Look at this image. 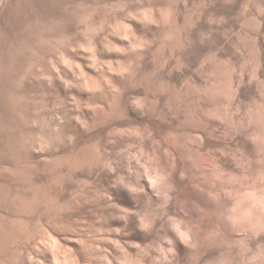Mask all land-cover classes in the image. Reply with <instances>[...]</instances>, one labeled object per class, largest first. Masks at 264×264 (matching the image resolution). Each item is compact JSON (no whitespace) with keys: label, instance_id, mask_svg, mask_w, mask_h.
I'll return each mask as SVG.
<instances>
[{"label":"bare ground","instance_id":"1","mask_svg":"<svg viewBox=\"0 0 264 264\" xmlns=\"http://www.w3.org/2000/svg\"><path fill=\"white\" fill-rule=\"evenodd\" d=\"M21 1L24 0H0V28L9 27L8 24L10 22L12 23L14 19L13 17H15V14L18 13V11L20 10L19 4L22 3ZM75 2L76 3L73 6H71L70 4L72 3H70L68 4L69 7H67L66 5L67 9L65 7L66 11L69 10L70 7H72L73 10L76 11L77 13V14L74 13V16L75 15L77 16L76 19L77 23L75 24L72 22L75 25V27L73 28L72 26L74 25L70 23L72 25V26L70 25L71 26L70 28H73V30L75 29L74 32L73 30H70L69 26L67 27L64 26L63 29L62 27H60L62 29L61 31H58L60 32V34L56 33V31L54 30L52 32V29L53 27L55 28V26H53L54 24L52 23V21L49 23L51 18L48 19L49 21L47 20L48 21L47 22L45 21L47 18H45V20H41V17L44 18L42 15L40 17V20L38 21L39 23H41L42 29H40V25L39 26L36 25L39 28L37 27L35 28L38 30L40 29L41 30L39 31L40 33L37 32L38 30H35L33 27L34 30H32V32H30L31 30L29 31L30 35L27 34L29 33L28 32L29 29L27 30L26 33L27 38L24 35L25 33L22 31L24 33L23 36H25L24 38L27 39V40L25 39L26 41H23L25 43L16 40L14 41L13 38H15L16 37L15 36L13 38H9L11 39V41L8 39L9 43L8 41L5 43L3 41L4 43L3 46H0V74L3 73L6 74L7 78L10 80L9 82H13V84H15V82L16 84L19 83L18 85L23 84L25 86L26 92L30 90L29 92H31L32 94L35 92L45 96V97L42 96V98H40V100L42 99L41 100L42 103L45 102L44 100H50L47 99V97L48 98L51 97V100L53 98L55 101L56 94L58 96L59 91L60 94L61 92L62 94L64 93L65 95L69 96L68 97L69 101L66 100V102L67 101L69 102L67 105L73 111L71 113L72 115L69 113L70 116H68L67 113L61 114V112L60 114L59 113L55 114L56 115L55 116L56 118L54 117L56 119V120L54 119L55 123L54 125L52 124L53 127L51 125L50 127L48 123L50 124L51 122H47L49 121L47 119H46L47 121L46 120L44 121V117L42 116L43 118H41L40 117L41 115L39 116V114L41 113L39 114L37 113V110L40 107H42L43 104L42 103L38 104L36 102L39 107L36 105L37 106L36 108L38 109L35 110L36 108H34L35 107L34 96H36V99L39 100L40 95L39 97H37L38 94L37 95L33 94V96L31 94L29 95L32 96L34 100V103L31 102V104H33L32 106L34 107H31L29 106L30 104H28L30 103V100L27 103L26 100L24 99L25 97L23 98L25 100V103H22L23 99L21 93H24L25 91L23 90V88H22L23 92L21 93L19 90L18 93L12 89L10 92V89L9 90L7 89L6 93L8 94L7 100L9 104H5V103L3 104H5L4 106L10 108L9 111L13 115L15 114L14 116H17V118H19V120L17 121V118L15 117L17 122L16 124H14L13 122L15 121H13L12 122L13 124L11 126L9 125L10 126L9 129H11V131L9 130L10 134L7 140L8 142L7 144L9 146V150L12 151V155L14 157L13 159H15L13 160V162L20 163V161H22L25 164H28L33 159L49 160V158L54 159V157L55 159L58 157L59 158L61 157V159L65 157L67 158V160L69 159L68 165L71 166V167L69 166L70 168L68 167L67 170L71 169L72 167L74 169L78 166L82 168L84 166L86 168L88 167V170L96 168L97 170L95 171H97V175H96L97 178L96 180H94L91 179L89 176H86L85 174H84L85 177L83 176L80 177L81 175L79 173L78 174L80 176L79 175L76 176V174H74V176H76L74 178H77L79 183L77 187L78 190L72 194L70 193L66 194L64 191H66L67 189L65 188L64 191L61 190L60 192L49 191L50 189L49 190L47 189L49 192L46 191V193L43 192L42 194L36 193L32 195L30 194L26 195L21 192L22 189L20 188L21 189L20 193H22L20 195L15 193L17 196L14 195L13 197L8 196L9 198L8 197L6 198V196L4 195L6 199L2 201H6V203L0 202L1 204H3L0 205V214H1L0 216L4 217V218L2 217V220L0 221V229H1L0 264H105V262L103 261L104 258L107 260L106 264H138L139 262H140L139 264H230L229 257L233 254V252L240 254V258L239 261H237L238 262L237 264H264V231L256 233L251 230H244L233 225L228 220V216H229L228 208L232 203V200L229 198L228 194L230 192H236L238 190H241L244 187L243 186L244 184L241 185L242 183L240 184L237 181H233V180L231 181L228 178V176L232 175L231 176L232 178L233 175L237 176L236 177L237 179L235 180H239L240 177L238 176H241V174L239 173V171L237 172V170L234 171L233 168H232L233 171L232 170L227 171V169H225V166L221 162L222 160H220L221 157L223 156L221 155V157H219L220 155H218L217 152L214 151V147H211L212 145H209L207 143L206 141L207 138L206 139L203 138L204 135L202 136L201 134L197 133L199 139L194 140L196 142L198 141L197 144H191L192 142H194L192 141L191 143H189V145L186 143L188 146L183 144L185 145V147L184 146L182 147L179 146V144H177L176 142V140L178 141L179 137L173 131H172L173 135L170 134L171 132L166 131V134L168 132L166 136L163 135L162 138L161 136L163 133H161L159 136L164 140V142L163 140L161 141V139L159 138L160 140H156L159 141L157 142L158 144L152 143L155 145L152 144L149 145L150 143H146L145 145L144 142H146L147 137H145L146 140L144 142L139 139L145 145L144 146L143 144H141V142L137 140L136 138L137 133L136 136H135V132H133L134 135L131 133L133 131V128L131 126H128V128L130 127L132 128V130L128 129L129 130L128 131L126 127L125 129L127 131L124 129H122L124 130V132L119 131L118 127L120 125L117 126L114 123L116 122V120L124 118L125 117L124 111L127 114V112H129L130 109L127 110L126 106L124 108L125 104L124 105L122 104L123 105L122 108V105L119 102L121 105L120 107V105H118V101L122 100L123 99L122 97L125 96L123 95V93L126 90L128 91L129 88L133 86L132 84L133 81L131 83L132 85L127 86L128 84H126L125 81L126 75L124 74L121 68L120 69L112 68L111 65L113 63V60L111 58H110L112 60L110 65L111 67H103V65L101 66V64H99V54L102 51L99 53L98 48L101 46L99 45V43L96 44L93 42L94 39L90 38L91 37L90 34L87 35V36L90 35L88 37L89 39L86 36L87 27L89 25V24L87 25L86 23V18L87 19L90 18L89 15L87 14H91V13H88L85 10L86 8L85 0H77ZM16 8L17 10L18 9L19 10L17 11ZM21 10L23 11L24 9ZM47 11H49V9ZM56 13H59V11L58 12L56 11ZM93 13L94 11L92 12V14ZM52 17L54 16L52 15ZM38 18L39 17H37L36 19ZM60 18H62V14ZM36 19L33 20L36 21ZM35 23H33V25H35ZM58 23L55 25H60ZM93 24L94 23H92V25ZM103 24L105 25V23ZM28 25H30V23H28ZM28 25L26 29L29 28ZM33 25H30L31 27L30 29H32ZM65 25H69V22L67 21V24L65 22ZM130 26L128 27L130 28ZM137 27L139 28V26ZM131 28L133 29L132 26ZM16 29L17 28H15V30ZM48 31H51L52 33L51 32L49 33ZM14 35H16V33ZM73 35L75 36L73 37V39L78 40L77 41L78 43L75 42L77 46L73 45L70 42L71 40L69 41V39H71L70 37H72ZM10 36L11 35H9V37ZM126 39L124 40V42L126 41L127 44H129L128 46L130 47L131 43L129 42V40ZM100 41H102V39ZM15 42L16 43L19 42V45H15L14 44ZM27 42H30V44ZM26 43L30 45L31 51L34 54L33 56H31L30 59L31 64L33 62L36 63L35 65L37 66L35 69L33 68L32 70H30V68L28 67L27 68L22 67L23 63L18 62L20 55L19 56L17 55L18 60L17 61L15 60L17 59L15 57L16 50L18 51L19 49L18 54H20L21 51L20 48L22 49V47L24 46L23 44ZM84 43L91 48L90 51L93 52L91 54L92 55L94 54V59L91 57L92 62L90 61L91 63L88 65L87 63L89 62H87L86 60L88 59L89 61L88 58L89 56L85 55L83 52V49L86 47ZM178 44L180 45V43ZM118 45L120 46V44ZM123 45L124 46L122 47L115 46L116 51H114L115 53L113 52L114 53L113 55H115V57L118 58L115 59L114 57V59L118 61V63L119 61L120 62L123 61L122 58L119 57L121 55L124 56L127 54L126 50L128 47L126 48L125 43H123ZM135 45L136 42L133 46ZM56 46L57 47L59 46L60 48L58 49H61L59 51L60 54H57V56L59 55L58 58L55 57V54L53 55V53H51L52 52L51 50L53 49L52 47H56ZM103 46H107V45L103 44L102 47L99 49H102L104 51L105 47L103 48ZM26 47L27 45L25 46V48ZM77 49H80V51H82L83 54L80 55L78 53L79 50ZM87 50L84 51L86 52ZM25 51L26 50L23 51V54ZM82 55L88 56L86 57V60H84L85 63L82 60L80 61V57H83ZM75 56L79 58L78 59L79 61L76 60L77 58H75V60L73 59ZM111 60L108 61L105 60V61L107 63ZM28 63L30 62L28 61ZM15 64L16 66L18 64V66L16 67ZM14 66L16 68H14ZM57 86H58V90H57ZM9 87L11 86L9 85ZM56 90L58 91V93L56 92ZM1 91L3 92V94H5L4 90ZM45 103L44 105H48ZM58 103H60V101ZM24 104H26L27 106ZM40 104H42V106ZM55 105H57V102H54L53 107H55ZM0 106H3L2 103ZM3 108L5 109V107ZM45 108H47V106ZM130 108H132V106ZM32 109H34L36 112ZM123 109H126L127 111ZM1 110L3 109H0V112ZM41 110H43V107L40 109V111ZM5 111L7 112V110ZM43 113L45 114V112ZM2 116H5V114H3ZM127 116L128 114L126 115V117ZM7 117H10V115ZM51 120L53 121V119ZM192 120H190V122ZM5 122L6 121L4 120L3 123ZM120 122L121 124L123 123L122 121ZM46 123L49 127L46 126ZM117 123L119 122L117 121ZM126 123L125 126L128 125ZM128 123L129 125H131L130 122ZM134 126L137 127V125ZM196 126L198 125L196 124ZM47 127L49 128V130L45 129ZM208 127H207V131H208ZM214 129H217L216 126L214 127ZM93 130H95L94 131L95 133L97 132L100 133L101 140H103L102 139L103 136V138H105V141L104 143L100 144V142H102L101 140L100 142L98 141L99 142L98 143L95 142L96 139H94V142L92 143V147H90L91 145L89 144V142H92L91 139H93L92 137L95 134H93V136L91 135L92 137H90L89 135L94 133L91 132ZM211 130L212 128L210 129V131ZM140 133L141 132H139V134ZM149 134L151 135L150 132ZM221 134H226V133H221ZM150 135H146V136L153 138L152 136L154 135L151 136ZM193 135H196V133ZM211 135H214V133ZM88 136L91 139L88 138L89 141L87 142L86 138ZM96 136L97 135H95V137ZM99 138H97V140H99ZM151 138L149 139V141L151 140ZM226 138L228 139V137ZM153 140L155 141V139H152L151 141ZM84 141H86L90 145V146L88 145L89 146L88 148L90 149L88 150L86 149L87 147V146L85 147L86 143L85 145H83ZM149 141L147 140V142ZM187 141H191V140H187ZM178 142H180V140ZM182 143H180V145ZM122 148L126 149L124 153L128 155L127 163H125L127 161L126 159H125L126 161L122 159L125 162H121V160L119 161L117 160L118 157L117 154L120 151H122ZM222 149L224 154L225 153L224 148ZM222 149L220 148V150ZM215 150L217 151V149ZM249 152H253V151H249ZM259 154L260 153H258V155ZM144 155L146 159H149L151 161L150 166L148 167L146 165V167H148L147 169L145 168L146 170H142V168L140 170H137L139 168L136 169L137 167L136 164L138 161L140 162L141 157L142 156L144 157ZM225 155L231 156V154L229 153L228 154L226 153ZM250 155L253 156L252 154ZM230 156H226V157H230ZM238 156H236V160ZM125 157L127 158V156ZM249 158L251 159V157ZM253 158L255 159L254 156ZM3 159H0V161ZM67 162H65V164ZM34 163H37V161ZM23 164L22 166L25 165ZM257 164L259 166L260 162ZM34 165L31 166H33L34 168L35 167ZM262 165L263 164H261V166ZM16 166H14V168ZM53 166L55 165L53 164ZM71 170L70 172H72ZM247 170L248 169H246V171ZM15 171L17 172V170ZM225 173L227 174L226 175L227 177L224 176ZM60 174H62L61 171ZM247 174L249 175L251 173H247ZM242 175H245V173H242ZM32 177L34 178V176ZM250 182H254V181H250ZM43 183L44 182H42V184ZM46 185L44 184L43 186ZM260 185L261 187H264V182L261 183ZM31 188L36 190V187L35 188L31 187ZM42 188L43 187H41V189ZM165 193L166 195H164ZM6 194H9V192ZM141 212H144V214H142ZM35 225L37 226L35 227ZM37 227L38 229H41L39 232L41 234L39 238L40 241L39 245L43 244V246L36 245L38 243L37 242L35 244L36 246L33 248V250H35L36 252V254L34 255L31 251V248L29 249V246L28 247L24 246V241H28L29 239L32 238L33 235H35V231H36L35 229ZM72 252L76 253V257L74 258L75 261L73 260L72 262H70L71 261L70 254H72ZM137 260H139V262H137Z\"/></svg>","mask_w":264,"mask_h":264},{"label":"rangeland","instance_id":"2","mask_svg":"<svg viewBox=\"0 0 264 264\" xmlns=\"http://www.w3.org/2000/svg\"><path fill=\"white\" fill-rule=\"evenodd\" d=\"M75 1H77V0H69V1L68 0H39V2H38V0L21 1L22 2V3L20 2L21 4H24V3L25 4L24 5L19 4L20 8L19 7H17V8H19L20 10L24 9L23 11H25V10L26 11L23 12L21 10L22 11L21 12L19 9H18L19 10L18 11L16 8L18 13H16V14L14 13L15 17H13V18L15 20L13 19L12 23L10 22L8 24L9 27L6 26L9 29L3 28V27L0 28V37H1L0 41L3 38V40L1 41L2 43L0 42V44H1L0 46H3V44L5 42H7L9 38H13L15 36L16 37L13 38L14 41L15 40L20 41V42L26 41L27 40L26 39L27 34L30 35V32H32V30H34L37 27L36 25H38V26L40 25V29H42L41 23L38 22L42 15L44 18L41 17V20H45V18H47L45 20V21H47L48 19L51 18L50 21L49 20L48 21H49V23L52 21V23L54 24L53 26H55V28L53 27L52 32L54 30V31H56V33L60 34V32H58V31H61L64 26L65 27L69 26V28H70L72 26L71 24L77 23L76 22L77 16L76 15H75L76 17L74 16V13H76V11H74L72 7L69 8V10H71V11L67 10L68 12L66 11V9H67V7H69L68 4L72 3L70 5L73 6L76 3ZM53 2H55V3H53ZM85 2H86V4H85L86 5L85 6L86 12L92 14V12L94 11L92 16H91V14H87V15H89V17L92 20L90 18H88V19L86 18V23H87V25L89 24L88 25L89 28L87 27L86 36L88 34H90L91 35L90 38L94 39L93 42L96 44L99 43V45L101 47L103 44L107 45V46H103V48L105 47L104 51L102 49H99L101 47L98 48L99 53L102 51L100 53L101 55L99 54V64H101V66L103 65V67H111L112 66V68H114V69L115 68L116 69L121 68L123 70L124 74L126 75L125 81H126V84H128L127 86H130L132 84H133V86H135V87H133V86L131 87L133 90L131 88H129V90L131 92L129 90L128 91L126 90L123 93V95H125L126 97L123 96L122 97L123 99L120 98L122 100L119 99L120 101H118V105H120V103H121V105L125 104L124 108L126 106L127 110L130 109L129 112H127V114H128L127 117H126L127 114L124 111L125 117L116 120V122L114 123L117 126L120 125L119 126L120 128L118 127L119 131L124 132V130H126L125 129L126 127H127V130L128 129L132 130V128H133V131L131 133L134 135L133 132H135V136L137 133L136 138L139 142H141V141L144 142L146 139L149 141V139L151 137L146 136V135H150L149 132L151 133V135H154V136H152L153 138H151V140L155 139V141H156V140L161 139V141H162L163 135L166 136L168 134V132H171L170 134H172V131H173L179 137L178 141L180 140V142H178L176 140L177 144H179V146H182V147L183 146L185 147V145L188 146L189 143H191L192 141L199 139V137L197 136V133H199L202 136L203 135L205 136V137L203 136L204 139L207 138L206 139L207 143L209 145H212L211 147H214V151L217 152L218 155H220L219 157H221V155L223 156V157H221V159L220 158L219 159L222 160L221 162L225 166V169H227V171H231L232 168L234 169V171H236V170H237V172L239 171V173L241 174V176H238V177H240L239 180H235V179H237L236 178L237 176L233 175V178H232L231 177L232 175H230V176H228V178L231 181L232 180L237 181L240 184L242 183L241 185L244 184L243 186H246V184L248 185V184L252 183L250 181L256 180L255 182L258 181L257 185L261 186L260 184L263 182H261V181L259 182L258 178L264 174V170H263L264 169V0H85ZM61 3H62V5H61ZM47 4H49V5H47ZM93 4H94V6H93ZM66 5H67V7H66ZM65 7H66V9H65ZM31 9H32V11H31ZM48 9H49V11H47ZM56 11L57 12L59 11V13H56ZM71 12L73 13V15ZM66 13L67 14L69 13V14L67 15ZM37 14H38V16H37ZM61 14H62V18H60ZM153 14H154V16H153ZM52 15L54 17H52ZM144 15L147 17H145ZM151 15H152V17H151ZM46 16H48V17H46ZM37 17H39V18L36 19ZM58 17H59V20H58ZM19 18L20 19L22 18V19L20 20ZM26 18L29 20V22ZM30 18H31V20H30ZM73 18L75 19V21ZM102 18L104 21L102 20ZM133 18H135V19H133ZM136 18H138V19H136ZM149 18H150V20H149ZM33 19L34 20L36 19L37 22L34 21ZM54 19L57 23L59 22L58 24H60L61 26L55 25L57 23L54 21ZM22 20H24V21H22ZM98 20H100V21H98ZM30 21H32V22L34 21L33 23L36 22L37 24L35 23V25H33V23ZM61 21H62V23H61ZM67 21L69 22V25H65V22L67 24ZM91 21H93V22H91ZM105 21H107V22H105ZM150 21H152V22H150ZM153 22H155V23H153ZM25 23L27 25H28V23H30V25H33L32 29H30L31 28L30 25H28L29 28L26 29L27 25ZM92 23H94V24L92 25ZM103 23H105V25ZM130 25L133 27V29L131 28ZM136 25L139 26V28ZM19 26L20 27L23 26V27L20 28ZM128 26H130V28ZM33 27H34V29H33ZM60 27H62V29ZM72 27L74 28L75 25ZM91 27H93V28H91ZM98 27H100V28H98ZM15 28H17V29L15 30ZM37 28H39V27H37ZM57 28H58V30H57ZM59 28H60V30H59ZM73 28H70V30H73ZM94 28H96V29H94ZM40 29L39 30L35 29V30H38L37 32H39V31H41ZM25 30H26V32H25ZM27 30H28V32L30 30L31 31L29 33H27ZM130 30H132V31H130ZM6 31L8 34L6 33ZM18 31L19 32L21 31V32L19 33ZM74 31H75V29L73 30V32ZM129 31L133 32V33H130ZM48 32L50 33L51 31H48ZM127 32H129L130 34ZM15 33H16V35H14ZM23 34L26 36V38H24L25 36H23ZM9 35H11V36L9 37ZM5 36H8V37H5ZM89 36H87V38ZM94 36H97V37H94ZM73 37H75V36L73 35L72 37H70L71 39H69V41L71 40L70 42L73 45L77 46L75 44V42L78 43L77 42L78 40L73 39ZM126 37H127V39H126ZM95 38H97V39H95ZM124 38L126 40H129V42L131 43L130 47L128 46L129 44H127L126 41L124 42V40H125ZM5 39H7V40H5ZM101 39L103 42L100 41ZM9 40L11 41V39H9ZM3 41H4V43H3ZM14 41H12V42H14ZM101 42H102V44H101ZM122 42L125 43L126 48L128 47L126 50L127 51L126 53L128 54V56L126 53H125L126 55H124V56L121 55L124 58L121 56L119 58H122L123 61L121 60L122 62L119 61V63H118V61L115 60L117 57H115V55H113V54L115 53L114 51H116L115 46H117L118 44H120V46L118 45L119 47L124 46ZM135 42H136V45L133 46L135 44ZM177 42L180 43V45ZM8 43H9V41H8ZM23 43H25V42H23ZM27 43L30 44V42H27ZM27 43L23 44L24 45L23 46L24 48L22 47L23 50L20 48L22 53L20 51V54H18L19 49H18V51L16 50L15 57L17 58L20 55L18 62L23 63V66H22V64H21V66L25 67V68L28 67V68H30V70H32L33 68L35 69L37 66L35 65L36 63L32 62V64H34V65L31 64L30 59H31V56H33L34 54L31 51L30 45ZM14 44L19 45V42L18 43L15 42ZM21 45H22V43H21ZM26 45H27V47H26L27 49L25 48ZM28 45H29V47H28ZM85 46L88 48V50ZM85 46H84L85 47L84 49L82 48L83 52L85 55H88L89 57L82 55L85 59L83 57H80V61L82 60L84 62V60H86V57H88L89 61H88V59L86 60L87 62H89V63L86 62L88 65L92 62V58L94 59V54L93 55L91 54L93 52L90 51L91 50L90 47H88L86 44H85ZM138 46H140V47H138ZM56 47H52L53 49L51 50L52 51L51 53H53V55L55 54V57L58 58L59 55L57 56V54H60L59 51L61 49H58V48H60L59 46L57 48ZM130 49H132L133 51ZM24 50H26V51L23 54ZM77 50H79L78 53L80 55L83 54L82 51H80V49H77ZM84 50H87V51L85 52ZM104 52H105V54H104ZM130 52H132L134 55ZM90 55H92V56H90ZM38 56H39V54H38ZM101 57H102V59H101ZM114 57H115V59H114ZM75 58H77L76 60L79 61L78 57L75 56L73 59L75 60ZM110 58L113 60V63H114V64L112 63V65H111L112 60ZM15 60L17 61L18 58ZM105 60L106 61L111 60V61L106 63ZM22 61H24V62H22ZM28 61L30 63H28ZM124 63H125V65H124ZM18 64H17V66H18ZM37 64H38V62H37ZM116 65H117V67H116ZM15 66H16V64H15ZM15 66H14V68L17 67V66L15 67ZM137 80H139V81H137ZM9 81L10 80L7 78L6 74H4V73L0 74V105H1V103L3 105V106H0L1 107L0 109L4 110V111L1 110L2 113L0 112L1 113L0 114V119H1L0 120L1 121L0 122V126H1L0 129L2 130V131L0 130V132H1L0 143L2 144V145L0 144V149H1L0 150V159H3V157H4V159L0 161V197H1L0 202L6 203V201H2V200H5L8 196L13 197V195L17 196L16 194L20 195L22 193L26 194V195H29V194L32 195V194H36V193L37 194H42L43 192L46 193V191L47 192H49V191H54V192L59 191L60 192L61 190L64 191L65 188L67 189L66 191H64L66 194L75 193V191L78 190L77 187H78L79 182H78V179L74 178V177H76L79 174L81 175V176L79 175L80 177H82V176L85 177V175H86V176H89L91 179L96 180V178H97L96 177L97 171H95V170H97L96 168L88 170V167L86 168L84 166L82 168V167L78 166V167L74 168L77 171H75L73 169V167L71 168L72 170L71 169L67 170V168L70 165H68L69 159L67 160V158H65V157L62 159H61V157L60 158L58 157L59 159L56 158L57 161H56L55 157H54V159L49 158V160H51V161H49L48 159L47 160L33 159L32 160L33 162L31 161L28 164H25L22 161H20V163L22 162L21 164L19 162H17L18 164L16 162H13V160H15V159H13L14 157L12 155V151L9 150L7 140L9 138V134H10L9 132L11 131V129H9V128L13 123L14 124L17 123L16 122L17 116H14L15 114L13 115L9 111L10 108H8L7 106H4L5 104H9L8 100H7L8 94L6 93V90L10 89V92H11V89L14 90L15 92H18V90H19L21 93V92H23V90H25V86L23 84L18 85L19 84L18 82H17L18 84H16V82H15V84H13V82H9ZM95 81H97V80H95ZM132 81H133V83H132ZM9 85L11 87H9ZM21 86H24V87H21ZM22 88H23V90H22ZM1 90H4V93L6 95L3 94V92ZM57 90H58V86H57ZM57 90H56V92L58 93ZM29 91H27L29 94L26 92V90L24 91L25 95H24V93H21L22 99L25 97L24 99L26 100L27 103L30 100V103H28V104H30L29 106H31V107H34V106H32L33 104H31V102L34 103V100H35V107L34 108H36L39 103H42V101H41L42 99L40 100V98H42L43 95L34 92L33 93L34 95L38 94L37 97H39V95H40V97H39L40 101L36 99V96H34V100H33V97H32L33 94ZM2 94H3V97H2ZM30 94L32 96H29ZM63 94H62V92L60 94V91H59L58 96L56 94V100L55 101L53 98H52V100H53L52 101L51 97L48 98L46 96L47 99H50V100H44L45 102L46 101L47 102L46 103L43 102L42 103L43 106H42V104H40L43 107V110L40 111V109L42 107H40L39 109L38 108L35 109V110L38 109L37 113L38 114L41 113V114H39V116L41 115L40 116L41 118L44 117V121L47 119V120H49V121L46 120L47 122H51L50 124L48 123L49 126L51 125L53 127V125L55 123L54 121L56 120L55 114H58V113L60 114V112H61V114L67 113V115L70 116V114L73 112L72 109H70L67 105L69 103L68 102L69 96H67L65 94L63 95ZM43 97H45V96H43ZM4 98H6V99H4ZM27 98H29V99H27ZM24 99H23L22 103H25ZM66 100H68V101L66 102ZM59 101H60V103H58ZM54 102H57V105H55L56 108L53 107ZM3 103H5V104H3ZM44 103L48 104V105H44ZM26 104H24V105H26ZM121 105H120V107H121ZM123 105H122V108H123ZM130 105L134 109L130 108L131 107ZM44 106L45 107L47 106V108H45ZM3 107H5V109ZM126 109H123V110H126ZM5 110H7V112ZM32 110H34V109H32ZM52 111H54V112H52ZM43 112H45V114ZM3 114H5V116H2ZM193 114L195 117L193 116ZM9 115H10V117H7ZM129 115H130V117H129ZM1 116H2V118H1ZM12 116L14 119L12 118ZM45 116H46V118H45ZM192 117H193V120H192ZM8 118H10L11 120ZM125 118H126V120H125ZM143 118L145 121L143 120ZM194 118H196V119H194ZM51 119H53V121ZM4 120L6 121L5 123H3ZM18 120H19V118H17V121ZM190 120H192V121L190 122ZM195 120H197V121H195ZM13 121H15V122H13ZM117 121L119 123H117ZM120 121H122L123 123L121 124ZM128 122H130L131 125H129ZM194 122H195V124H194ZM125 123L128 125L125 126ZM1 124H3L4 126ZM196 124L198 126H196ZM48 125L46 123V126H48ZM134 125H137V127ZM128 126H131L132 128H130V127L128 128ZM199 126H200V128H199ZM215 126L218 130L214 129ZM48 127L45 129L49 130ZM122 127H124V128H122ZM207 127H208V131H207ZM7 128H8V130H7ZM211 128H212V130L214 129L213 130L214 132L211 130L212 133L210 131ZM122 129H124V130H122ZM5 131H6V133H5ZM94 131L95 130H93L91 132H94ZM138 131L141 133L139 134ZM166 131H168L167 134H166ZM218 132H219V134H218ZM97 133L94 132V133L90 134L89 136L92 137L93 134H95L97 136L99 135L98 137L97 136L95 137V135H94L92 137L93 139H91L89 136L86 138L87 142L89 141L88 138H90L92 140V142H89V144L91 146L86 141H84L83 145H85V143H86L85 147L87 146L86 147L87 150L90 149V148H88L89 146L92 147V143L94 142V139H96L95 142H98V141L100 142L101 135H100V133H98V134ZM161 133H163L161 136L162 138L159 137ZM195 133H196V135H193ZM213 133L215 136H217V135L218 136L215 137L214 135H211ZM221 133H226V134H221ZM142 135L143 136L145 135L144 138ZM155 135H157L158 137ZM174 136H173V138H174ZM6 137H7V139H6ZM145 137H147V138L145 139ZM222 137L223 138L225 137V138L223 139ZM226 137H228V139ZM2 138H4V139H2ZM97 138H99V140H97ZM102 139L103 140H101L102 142H100V144L104 143V141H105V138H103V136H102ZM147 140H146V142H144L145 145H146V143H150L149 145H151L152 143L158 144L157 142H159V141L155 142L154 140L153 141L150 140L151 142L150 141L147 142ZM183 140H184V142H183ZM187 140H191V141H187ZM213 140H214V142H213ZM257 141H258V143H257ZM163 142H164V140H163ZM197 142L194 141L191 144H197ZM180 143H182V144L180 145ZM210 143H213V144H210ZM141 144H143V143L141 142ZM155 144H152V145H155ZM183 144H185V145H183ZM220 148L221 149L224 148V152H225L224 154H223V149L220 150ZM215 149H217V151ZM252 149H254L255 151ZM256 149H257V151H256ZM218 150H219V152H218ZM8 151L10 152V154ZM124 151H126V149L122 148V151H120L117 154V156H118L117 160L118 161L121 160V162H125L127 160L125 162V163H127L128 162V155H126V153H124ZM205 151H207V150H205ZM221 151H222V154H221ZM249 151H253V152H249ZM226 153L231 154V156L225 155ZM258 153H260L261 155L260 154L258 155ZM250 154H252L255 157V159ZM124 155L127 156V158ZM238 155H240V156H238ZM226 156H230V157H226ZM236 156H238L237 160L239 162L236 160ZM11 157H12V159H11ZM144 157H145V155H144ZM144 157L143 156L141 157V160H142V162L140 160L141 165H140L139 161L137 162L136 169L139 168L137 170H140L141 168H142V170H146L150 166L151 161L149 159H146V157L145 158ZM247 157L248 158L251 157V159L249 158L251 160V162ZM259 157H260V159H259ZM122 159L123 160L126 159V160L123 161ZM159 159H161V158H159ZM147 160H149V161H147ZM36 161H37V163H34ZM244 161H245V163H244ZM65 162H67V163L65 164ZM259 162H260V164L258 166L257 163H259ZM12 163H15L17 166L15 164H12ZM58 163H60V164H58ZM22 164L24 166H22ZM30 164L31 165L35 164L34 166L36 168L38 166V168L37 169L35 167L33 168V166H31ZM53 164L55 166H53ZM122 164H124V163H122ZM240 164L244 165V166H241ZM261 164H263V165L261 166ZM11 165H13V166H11ZM18 165H21V166H18ZM146 165L148 167H146ZM14 166H16L15 168H17V169H15ZM254 166H256V167H254ZM39 167H40V170H39ZM56 167H58L59 169ZM227 167L229 168V170ZM14 169L17 170V172ZM30 169H33V170H30ZM246 169H248V170L246 171ZM249 169L251 170V172ZM59 170L61 171L62 174L63 173L64 174L63 175L60 174ZM70 170L72 172H70ZM227 171H226V173H227ZM40 172H41V175H40ZM33 173H34V175H33ZM226 173L224 174L225 177H227ZM242 173H245V175H242ZM247 173H251V174L248 175ZM71 174H73V175H71ZM74 174H76V176H74ZM87 174H89V175H87ZM18 175H19V177H18ZM66 175H68V176H66ZM32 176H34V178ZM49 176H52V177H49ZM59 176L61 177V179ZM48 177H49V179H48ZM71 178H73L75 181ZM24 179L28 180V181H25ZM42 179H44V180H42ZM30 180H32V181H30ZM245 180H247V181H245ZM2 181H4V182H2ZM42 182H44V183L42 184ZM44 184L45 185L47 184V185L43 186ZM52 184H53V186H52ZM65 184H66V186L67 185L68 186L66 187ZM40 186L43 188L41 189ZM31 187H33V188L36 187V190L32 189ZM60 187H62V188H60ZM20 188L22 189V191ZM52 188H53V190H52ZM57 188H59V189H57ZM23 189H25V190H23ZM38 189L41 191H39ZM47 189L48 190L50 189V190L48 191ZM17 190H19V191H17ZM71 190H72V192H71ZM20 191L22 193H20ZM8 192H9V194H6ZM4 195L6 196V198ZM164 195H166V193ZM1 203H0V205H3ZM141 213L144 214V212H141ZM2 217L3 216H0V218H1L0 221L2 220ZM36 226L37 225H35V227ZM38 227L35 229L36 230L35 235H33L32 238L29 239L28 241H24V246H27V247L29 246V249L31 248V251L34 255L36 254V252H35V250H33V248L36 245H39V243H40L39 238H40L41 234L39 232L41 229H38ZM59 229H60V227H59ZM0 233H1V229H0ZM39 246H43V244L39 245ZM236 254H237L236 252H233V254H232L233 256L231 255L232 257L231 256L229 257L230 264L231 263L232 264L238 263L237 261H239L240 254H237L238 256ZM75 257H76V253L72 252V254H70V258H71L70 262H72ZM139 260H137V262H139ZM103 261L106 264L107 260L105 258Z\"/></svg>","mask_w":264,"mask_h":264},{"label":"clouds","instance_id":"3","mask_svg":"<svg viewBox=\"0 0 264 264\" xmlns=\"http://www.w3.org/2000/svg\"><path fill=\"white\" fill-rule=\"evenodd\" d=\"M264 182V175L258 178ZM228 220L238 228L259 233L264 231V187L252 182L241 190L230 192Z\"/></svg>","mask_w":264,"mask_h":264}]
</instances>
